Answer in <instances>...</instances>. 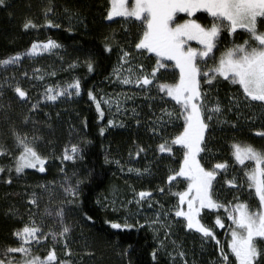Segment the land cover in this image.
I'll list each match as a JSON object with an SVG mask.
<instances>
[{
  "label": "trees",
  "instance_id": "16d2710c",
  "mask_svg": "<svg viewBox=\"0 0 264 264\" xmlns=\"http://www.w3.org/2000/svg\"><path fill=\"white\" fill-rule=\"evenodd\" d=\"M48 8L52 11L46 14L45 10ZM108 10L109 0H7L6 6H0V59L26 53L35 42L51 39L61 45L49 54L33 60L25 59L19 66L0 65V140L15 154L9 131L11 122H14L20 132H27L30 137H40L37 148L42 155L49 157L45 173H40L38 169H26L25 173L17 174L13 170L10 173L11 184L6 181L12 156L0 157V166L6 167V172L0 173V250L7 246L15 247L17 242L13 235L14 230L21 228L30 216H40L36 207L38 199L36 205L31 204V194L36 193V198H47V193L43 192L47 190L53 193L51 190L57 188L58 192L53 194L64 196V187L69 184L75 187L79 179L83 182L78 186V203H64L62 206L66 213L65 223L72 229L67 237V248L64 238L58 237L53 242L49 237L39 248L33 250L34 254L44 257L55 247L58 259L68 261V264H171L167 256L162 255L158 249V243L168 245L170 240H167L171 239L174 246L168 245V252L178 254L182 249L190 264H209L216 257L222 260L220 244L216 240L222 238L223 228H218L217 232L215 230V239L206 241L202 235L189 231L187 227H171L172 235L168 237L163 232L158 241L153 229L147 225L149 220H124L123 215H127L124 210L126 205H122V209L111 210L112 206L104 202L111 193L118 197L119 193L126 192L129 188L135 192H151L153 199H159L163 204V213L168 215L170 221L184 222L182 217L175 216L176 209L173 204L178 200L169 193L167 184V176L170 174L168 169H178L182 162V150L178 145L173 147L172 154L158 150L160 143L171 139L182 130L179 126L183 120L181 118V122H169L164 130L156 128V132L161 134L152 135L149 127L151 121H155V113L160 109L178 112L179 107L168 97L166 100L164 93L159 92L156 86L154 93H157L159 99L165 98L169 103L167 107L164 104L159 108L160 102L150 103L148 97L139 99L137 95L140 89H137L133 91L136 95L131 97L135 103L131 106L137 110V114L133 115L131 112L125 116L121 129L108 126V110L102 104L101 93L104 89L111 88L108 84L123 51L135 56L143 54L142 50L134 47L141 33L139 23L125 24L118 19L108 20ZM29 19L37 25L36 28H23V24ZM48 20H52L53 25L59 27L49 25ZM105 37L109 39L106 41ZM105 43L112 45L111 52L105 51ZM142 60L143 62H136L138 74H143L145 70L150 73L156 63L155 56L148 53ZM87 61L93 63V71L88 70ZM167 64V70L161 69L157 78L160 82L174 83L178 79V71L170 63ZM140 65H143L142 69ZM24 73H27L26 77ZM77 79L81 85L78 95H65L57 102L44 99L47 87L73 84ZM17 82L28 91V103H21L10 87ZM201 82L204 83V79ZM156 83L157 80H153L149 90ZM203 90L210 92L211 106L219 102L222 109V113L214 116L218 123L215 124L213 120L207 130V162L214 165L227 161L232 169L230 173L229 170L220 171L222 177L213 186V198L220 203H225V198L227 202L232 199L235 203L245 200L253 203L257 199L252 195L253 189L246 187L243 193L235 195L238 188L228 185L226 181L233 177H245V166L239 165L231 154L233 143L251 144L258 149H264V137L257 135L259 131H264V107L252 108V103L234 105L230 99L243 98L238 87L218 78L209 89L204 83ZM89 91L101 102L104 112L102 119L96 102L88 95ZM37 102L39 107L30 111V105ZM6 114L9 119H5ZM25 115L30 116L28 123H22ZM101 128L105 129L103 134L100 133ZM74 142L82 151L74 162H61L64 146ZM140 148L144 151L137 156ZM105 156L109 163H105ZM126 164L128 167L140 169L141 172L148 169L150 173L141 178L124 177L120 174L119 167ZM245 164L250 167L252 162L246 161ZM177 181L173 182L172 193L183 191L187 186V182L179 178L180 182L186 183L185 186L180 184L176 187ZM221 186L225 190V198L220 193ZM160 188H164L163 193L159 191ZM17 194L20 196L17 197ZM233 197H238V201ZM67 199L71 198L67 196ZM56 201H59L58 198H55ZM115 202L118 204L119 200ZM144 206L143 204L141 209ZM10 209L16 210L17 214L13 215ZM208 213L214 221L226 211L221 208ZM85 214L93 217V220H87ZM106 221L122 224L127 221L133 227L112 229ZM60 228L61 226H57L56 230L59 231ZM41 247L44 253L39 254ZM68 250L71 251L70 256L66 254ZM153 252H156L155 259Z\"/></svg>",
  "mask_w": 264,
  "mask_h": 264
},
{
  "label": "snow or ice",
  "instance_id": "6c2138e0",
  "mask_svg": "<svg viewBox=\"0 0 264 264\" xmlns=\"http://www.w3.org/2000/svg\"><path fill=\"white\" fill-rule=\"evenodd\" d=\"M7 0H0V6H6ZM48 8L45 13L51 12ZM206 13L210 18L208 24L199 22L197 13ZM179 13H186L188 19H178ZM113 17H123L130 22H139L141 33L138 42L134 47L136 50L154 53L156 63L150 73H143L136 76L135 80L125 78L124 84L135 83L141 87L153 84L157 80L156 88L165 96L171 97L179 107L178 112L167 110L164 114L169 118V122L182 118V128L171 139H165L158 145L161 153H173L174 146H180L182 150V162L178 169L170 170L167 176L168 191L177 197L178 203L175 205V216L183 217L188 229H195L203 237L215 239V232L211 227L202 223L201 212L204 209H225L227 219L231 220L229 227L230 240L228 248L230 253L226 252L224 246L220 247V256L222 264H230L229 256L234 257L235 264H264V149H258L251 144L233 143L232 155L239 165H244L246 171L247 187L254 189L255 196L258 197V206L253 209L247 202H237L232 204L231 208L227 204L220 203L213 198V182L216 180L221 170L226 171L229 167L227 161L217 162L211 168H206L201 163V153L207 150L206 131L209 128V122L213 117L222 113L219 102L213 107H208L205 103L206 93L201 91V78L206 79L204 83L211 84L217 76L224 80L239 85L242 90V96L246 103L258 102L264 107V0H111V8L106 14V19L112 20ZM182 20V22H181ZM47 23L54 27L52 20ZM37 25L32 20H26L23 24L24 29L36 28ZM238 30H243L248 34V38L242 43L232 42V46L226 48L220 55L218 62L214 67L208 68L202 72L197 63L198 58L210 57L213 50L220 44V37L223 32L236 34ZM109 38L105 37L107 41ZM190 41H198L201 48L192 47ZM61 47L54 40L46 42L32 43L26 53H17L0 59V65L8 66L20 62L23 55H37L41 51H51L53 48ZM105 51L111 52L112 45L105 43ZM123 51V50H122ZM128 51H123L121 60L127 62L130 57ZM167 61H174V67L179 69L178 79L174 83L160 82L157 73L161 69L167 70ZM87 68L93 71V63L87 61ZM143 68V65H140ZM131 73V69H129ZM27 76V73H24ZM43 79V77H41ZM18 100L21 103H28L30 100L28 91L18 82L10 85ZM80 81L77 79L69 88L74 90L75 94L80 92ZM68 89H55L47 87L44 94L45 100L56 101L59 97L65 96ZM2 95V93H0ZM89 97L96 102V108L100 113L101 119L104 112L101 109V102L91 91ZM232 103L239 104V98L233 97ZM39 107V102L30 105V111H35ZM5 119H9L7 114ZM30 116L25 115L22 123H28ZM163 119V117H161ZM139 123V121H137ZM108 124H113L112 120ZM13 141L15 154L9 149L7 144L0 140V157L12 156V165L7 168L9 173L6 183L11 184L10 173L14 170L17 174L25 173L26 169H38L40 173L46 172L45 165L49 157L42 155L37 148V140L40 137L27 132H20L14 122H11L9 128ZM104 128L100 129L103 134ZM156 132L157 129L153 128ZM258 136L264 137V131H259ZM82 149L73 144L71 154L65 149L61 162L65 160H75ZM144 151L140 148L136 155ZM246 161L252 162L251 166L245 164ZM105 156V163H109ZM119 164V161H116ZM63 171V169H61ZM141 173L140 169H128ZM145 172L148 169L144 170ZM6 167L0 166V173H5ZM177 178H183L187 182L185 190L172 193L173 182ZM83 181L77 179L76 186L69 184L64 187V192L71 199H66L64 203H78V186ZM226 183L232 187H238L236 179L227 180ZM161 193L164 188H160ZM139 204L146 197H151V192L140 191ZM238 201V197H233ZM31 204H37L36 194L33 193ZM228 203H231L230 201ZM186 205V207H185ZM13 215L16 210H9ZM51 215V213H47ZM65 209L60 207L56 213L59 217L58 223L61 228L58 232L49 231L45 233L41 224L35 219H29L21 228L14 230L13 235L17 238L18 246H7L0 250V264H68V261L59 260L56 248L52 247L47 255L41 257L33 252L32 242L37 245L49 236L53 242L59 238H64V245L67 248V237L72 229L70 225L64 222ZM87 220L92 221L93 217L87 216ZM23 220V217H21ZM112 229H130L133 227L125 221L123 224L114 221H106ZM215 225L224 228L225 224L219 216L215 220ZM219 245L220 241L216 240ZM15 254H20L19 258ZM67 255H71L68 250ZM178 255L183 257L184 252ZM153 259L156 258V252L152 253ZM187 264V261H185Z\"/></svg>",
  "mask_w": 264,
  "mask_h": 264
},
{
  "label": "rangeland",
  "instance_id": "374dc122",
  "mask_svg": "<svg viewBox=\"0 0 264 264\" xmlns=\"http://www.w3.org/2000/svg\"><path fill=\"white\" fill-rule=\"evenodd\" d=\"M132 2H133V0H129L130 4ZM110 8H111V0H109V10H110ZM197 17L199 18V22H201L202 24H208L210 22V18L207 17L206 13H203V12L197 13ZM180 18L188 19L189 17L187 16L186 13H179L178 19H180ZM113 19H118V20L124 22L125 24H132L133 23V22L126 20L123 17H113ZM181 22H182V20H181ZM247 38H248V34L246 32H244L243 30H238L236 34H229L227 32H223L221 34L220 41L225 46H222L219 44L218 47L213 50V53L210 54V57L214 56L215 60L210 58V61H209V59H206V58H203V59L198 58L197 63L200 65L202 72H206L208 70V68L214 67L215 63L218 62L221 53L226 48L231 47L233 41H235L236 43H242ZM189 43L191 44L192 47H196V48L202 47L198 41H190ZM56 49L57 48H53L51 51H41L37 55H32V56L23 55L22 59L17 64L8 65V66H4V67L19 66L20 63L25 59L33 60L39 56L54 52ZM146 54H148V52L143 51V54H137L136 56L130 55V57L127 58V62H124L120 58L118 66L116 67V69L112 73L111 81H109V84L107 83L108 86H110L112 89L111 88H107L106 90L104 89V91L101 93L102 94L101 95L102 104L108 110L109 120L113 121V124H111V125L108 124L109 128L121 129L123 126V122H124L123 120H124L125 116L129 115L131 112L133 113V115L137 114V110L133 109V107L131 106V104H135L131 99V97H134V95H136V93L133 92L134 90L140 89V91H139L140 93L137 95V97L139 99H145L148 97V98H150L149 99L150 103L158 104L160 102V105H158V106H160L159 108H162L164 106V104H165L164 107H167V105H169V103L166 101L167 96L164 95L166 97V100L163 97L159 99L158 96H156L157 93H154V90L156 89L155 85L150 87V90H149V88H148L149 85L141 87V86L135 84L134 82L130 83V84H124L123 83V80L125 78L130 77L134 81L136 76L139 75L138 69L136 67V62H137V60H141V62H143L142 59L145 57ZM149 54H153L155 56L154 53H149ZM121 57H122V55H121ZM206 61L209 62L208 64H210V65L207 66ZM167 62L171 64L172 68H175L174 67V64H175L174 61H167ZM129 69H131V73L129 72ZM175 69H177V68H175ZM177 71L179 72V69H177ZM217 78L222 80V81H227V80H224L223 77H220V76H218ZM202 79L205 80L206 78L202 76L201 80ZM228 82L231 86L234 85V86L238 87V91L240 92V95H242V90L239 88V85L233 84L230 81H228ZM69 85H71V84L66 83L64 85H61L60 87H55V89H68V93H71V94H66V95L72 96L75 93H74L73 89L69 88ZM142 92H143V94L145 93V95L141 94ZM63 97L64 96H61L57 100L62 99ZM238 98H239V104L240 105L241 104L250 105V104L246 103L243 98H241V97H238ZM168 99L170 101H172L173 103H175L171 99V97H168ZM57 100L55 102H57ZM230 102H232V99H230ZM128 106H131V107L129 108ZM251 107L252 108H261L262 106L258 102H256V103L252 102ZM172 112H174V111H172ZM155 114H156L155 115V121L152 120L150 123L151 126H149L152 135L160 133V132L154 133L152 127L157 128L158 130H160V129L164 130V127L169 123V120L167 119L168 117L164 114V111H162V109H160L158 111V113H155ZM161 117H163V119H161ZM213 120H215L214 117H213ZM176 121L178 122L180 120H176ZM212 121L209 122V124H211ZM173 122H174V120H173ZM223 122H222V124H223ZM73 144L77 145V143L74 142V143H70V144L68 143L64 146V148L62 150V156L64 154L65 149H67L68 153L71 154V146ZM153 159L154 158L152 157L151 160H153ZM65 161L74 162V160H65ZM127 165L128 164L120 165V167H119L120 174L124 177L134 176L137 178H141V176H146L147 174L149 175V173H150L149 170L147 172L142 171L140 174H138L136 171H128V169H130V168L134 169V170H135V168L133 166L128 167ZM173 168L174 167L169 168L168 171L173 170ZM235 179H236V184H239L237 187L238 188L237 191H235V195H238V194L243 193L244 189L247 187L246 177L241 176V177L235 178ZM177 180L178 181L176 183V187L180 184H183L185 186L186 182H184V183L180 182L179 178H177ZM51 191L53 193H57L58 189L55 188L54 190H51ZM133 191L134 190L129 188L128 191H126V192L123 191V192L119 193L118 197H117V195L111 193L110 196H108V198H106L104 200V202L107 205L112 206V208H110L111 210H115V208L122 209V205L123 206L126 205V208H124V210L127 212V215H123L124 220L125 219L126 220H130V219H136L137 220L140 218H146L147 220H149V222H147V225L150 226L151 229H153L154 235L156 236L158 241H159V237L161 236V233H163V232L165 233V236L169 237V235H172V230H170L171 227H172V229L174 227L186 228V221L184 220L183 217L182 218H183L184 222H182V223L181 222H175L174 220L170 221L168 215H165V213H163V211H164L163 204L161 203V201L159 199H153L152 194H151V197H146L148 199H143L139 204H137L136 200L139 199V197L137 195L139 192L138 191L133 192ZM224 191L225 190H224L223 186H221L220 193L225 198L226 195H224L225 194ZM174 192H176V190H174ZM253 192H254V189H253ZM43 193L44 194L47 193V196H46L47 198H45V197H38L37 198L38 199V205L36 207H37V210L40 211L39 212L40 216L39 217H37V216L32 217L29 215L30 216L29 219L30 218L35 219L38 224H41L45 233H47L49 231L58 232V230H56V227L57 226L60 227V224L58 223L59 217L56 215V213H57L58 209L64 205V201L67 199V193H64V190H63L62 193L64 194V196H59V194H56L59 197H57L53 193H50V191H47V190L44 191ZM252 195L254 196V198H257V199H254L253 203H249L248 200L241 201V202H247L251 208L255 209L258 206V197L255 196V193ZM16 196L18 197L20 195L17 194ZM29 197L33 198V194H31ZM55 198H58L59 201L55 202ZM25 200L27 201V199H25ZM117 200H119L118 204L115 202ZM225 200H226L225 203H227L228 208H231L232 204L235 203V202H233L232 199L229 200L231 203H228L229 201L227 202L226 198H225ZM110 203H112V204H110ZM177 203H178V201H177ZM143 204L145 206L143 209H141V206H143ZM176 204L175 203L173 204L174 207ZM185 207H186V205H185ZM159 209L162 212H160ZM215 210H217V209H207L206 208V209L202 210L201 220H202L203 224H205L208 227H211L214 232H215V230L217 232L218 228H220V227L218 225H215L214 221L216 220V218L213 221L212 216L210 217V214L208 213V212H212ZM49 212L51 213V215L47 214ZM226 215H227V212L225 214H223L222 216H219L221 218V220L224 222L225 227L222 230V232H223L222 238L221 239L219 238L218 240L220 241V247H221V245H223L225 251L230 253L231 250L227 246L229 243V240H230V233H229V227L228 226L232 222H231V220L227 219ZM164 217H166L165 219L167 221L164 220ZM65 220H66V218L64 217V222H65ZM151 220H154V221H151ZM176 224L178 226H174ZM53 225H54V229H52ZM188 230L191 232H195L197 234L202 235L201 233L197 232L195 229H188ZM49 237L51 238V236H49ZM204 239H205V237H204ZM207 239L208 238H206L205 240L208 241ZM15 240L17 242L16 246H18V241H17L16 237H15ZM169 240H170V243L168 245L174 246V241L171 239H168L167 241L169 242ZM45 241L46 240L41 241V243L39 245H37L36 242L33 241L32 242L33 250L39 248ZM168 245H163V243H158V249L162 255L167 256V259L170 260L171 264H177L176 261L179 262L178 264H185V261H187V264H190L186 255L181 257L176 252H173V251L168 252V248H169ZM41 248H42V250H39L40 251L39 254L44 253L43 247H41ZM181 251H182V249H180V252ZM182 252H184V251H182ZM15 255L17 256V258H19L20 254H15ZM229 261H230V263L235 264L234 257L229 256ZM209 264H222V260L219 257H216V259H211V262Z\"/></svg>",
  "mask_w": 264,
  "mask_h": 264
},
{
  "label": "flooded vegetation",
  "instance_id": "af4514ba",
  "mask_svg": "<svg viewBox=\"0 0 264 264\" xmlns=\"http://www.w3.org/2000/svg\"><path fill=\"white\" fill-rule=\"evenodd\" d=\"M220 45H222V46H225L223 43H221L220 42ZM153 55V54H152ZM206 59H209V61H210V58H206ZM207 62V61H206ZM209 62H207V66L208 65H210V64H208ZM145 71H147V70H145ZM144 71V73H146ZM203 80V79H202ZM201 80V81H202ZM212 84H213V81H212V83L211 84H207V86H208V89L209 88H211L212 87ZM203 86H204V83H202L201 82V91L202 92H204V93H206L204 90H203ZM210 93V92H209ZM208 93V91H207V93H206V95H205V97H204V99H205V103L208 105V107H212L211 106V103H210V101H209V94ZM175 104V103H174ZM215 124H217L218 122L215 120V122H214ZM207 136V131H206V134H205V137ZM207 146H208V144H207ZM207 150H208V148H207ZM207 150L204 152V153H201V157H202V159H201V163H203L204 164V166L206 167V168H211L212 167V164H210L209 162H207L209 159H207V157H206V152H207ZM208 158H211V156H208ZM210 165V167H208ZM229 170V173L232 171V169L229 167L225 172H227ZM224 174V173H223ZM225 174H228V173H225ZM230 175V174H229ZM234 175V174H233ZM222 176H220V174H218L217 175V177H216V180L213 182V186H214V184L221 178ZM216 211V210H215ZM213 212V211H212Z\"/></svg>",
  "mask_w": 264,
  "mask_h": 264
},
{
  "label": "bare ground",
  "instance_id": "6f19581e",
  "mask_svg": "<svg viewBox=\"0 0 264 264\" xmlns=\"http://www.w3.org/2000/svg\"><path fill=\"white\" fill-rule=\"evenodd\" d=\"M232 154V153H231Z\"/></svg>",
  "mask_w": 264,
  "mask_h": 264
}]
</instances>
